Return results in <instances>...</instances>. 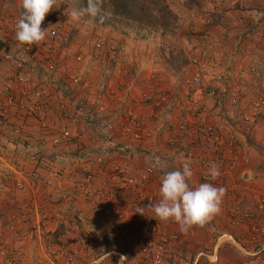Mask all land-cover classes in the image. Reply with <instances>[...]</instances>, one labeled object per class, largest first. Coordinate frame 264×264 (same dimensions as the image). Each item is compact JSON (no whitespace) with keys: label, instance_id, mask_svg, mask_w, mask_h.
Segmentation results:
<instances>
[{"label":"built area","instance_id":"built-area-1","mask_svg":"<svg viewBox=\"0 0 264 264\" xmlns=\"http://www.w3.org/2000/svg\"><path fill=\"white\" fill-rule=\"evenodd\" d=\"M20 14L9 16L0 12V28L8 27V34H11L0 49V62L9 60L13 68L8 81L2 79L4 74L0 68V133L7 139L4 143L16 145V139L25 133L24 119L33 118L40 130L53 133L52 145L57 150L63 149L70 154L59 158L75 159L73 161L77 163V172L81 176L76 185L92 201L95 220L108 224L105 231L112 243L125 245L141 227L145 231L144 238H138L134 243L139 256L153 262L171 257L169 245L179 248L183 240L178 233L163 231L169 221L156 220L152 209L147 207L160 199V177L165 172L182 170L183 160H174L181 155L191 160V168L199 184L212 183L229 191V182L237 184V181H243L246 172L239 171V121L251 125L260 120L264 88L261 94L248 102L240 103V91L231 96L229 104L238 108L229 116V112L224 110L226 87L221 90L220 82L229 71L221 69L223 60L219 38L210 44L189 42L186 63L178 70H168L172 79H161L154 73L143 79L136 58L129 55L132 52L128 53L125 44L112 36L97 35L91 44L85 39L77 42V31L69 29L74 19L66 8H59L42 23L41 27L46 29L43 43L39 46L20 45L15 39ZM190 16L200 17L205 25L214 23L203 5L192 10ZM261 29L264 30V20L255 21L247 29L246 36L258 34ZM200 35L205 39L207 32L203 30ZM236 51L242 54L244 50L237 47ZM261 63L264 66V57ZM205 67L219 68V71L213 70L215 78L212 77L210 83ZM189 68H193L191 73H187ZM249 71L257 72V66L251 64ZM115 73L118 78L113 82ZM242 84L240 79H235L234 85L241 87ZM51 97L57 106L58 126H52L46 119V114L52 113L49 108ZM182 97H186V101L182 102ZM131 101L146 105L149 114L142 116L129 104ZM225 114L233 119L234 124L223 137L221 124L226 122ZM82 123L92 130H80L78 125ZM240 130L248 133L250 127ZM42 136V142L46 141V136ZM18 156L0 146V173L3 174L0 177V196L13 194L25 186L36 189L39 182L44 189L49 188L51 194L59 193L69 175L67 171L49 166L46 175L42 176L38 164L46 161L37 150L27 153V158L34 162L30 168L25 167L26 156L22 160ZM133 157L139 160H127ZM136 162L140 166L135 168ZM212 164L217 165L221 173L215 180L208 174ZM227 176L231 178L229 182L225 180ZM153 182L158 185L152 186ZM245 196L250 201L249 206L243 209L232 206L230 212L245 213L251 240H260V235L264 237V190ZM62 205L54 211L56 226L64 218L70 219L66 221L79 219L74 201H66ZM32 206L38 211L35 204ZM138 208H143L144 213L137 212ZM255 215L261 217L260 222ZM41 218V225H45L48 215L42 212ZM240 219L242 217L236 215L231 223L238 225ZM66 232L60 237H65ZM81 232L77 231V241L97 246L105 243L103 236L96 234L93 228L88 227ZM21 238L30 240L31 235L21 234L18 240ZM15 240L13 238V243ZM14 247L10 254L17 250ZM258 248L262 252L264 245ZM108 255L118 259L123 256L122 260L128 257L115 249ZM206 257L209 261L217 259L215 253L206 254Z\"/></svg>","mask_w":264,"mask_h":264},{"label":"crops","instance_id":"crops-1","mask_svg":"<svg viewBox=\"0 0 264 264\" xmlns=\"http://www.w3.org/2000/svg\"><path fill=\"white\" fill-rule=\"evenodd\" d=\"M167 1H169L172 10L178 16L177 29L175 30V32L172 33L173 35L171 36L165 35L163 36L162 39L164 40L168 38V40L170 39L172 41L171 44L169 42L168 47H165V49L169 52V54L174 53L173 49L175 51V48H177V46L174 44V41L177 38V36H180V40L178 41H179V47L181 48V50L179 49L181 57L185 59H186V46L189 42H195L198 44L200 43L210 44V42L213 41L214 39L219 38L221 40L219 47V52L223 60L221 69L225 71L226 70L229 71L228 76L222 77L223 80L220 81L222 83L221 90L226 87L225 98H227V102L225 103V108H226V109L224 108L225 111L230 112L232 108L233 109L238 108V106H232L229 104V98L233 95H236L239 91H240V103L248 102L254 96L261 94L263 92L262 89L264 87L262 85H264V66L261 63V59L264 57V30L261 29L258 34H254L250 36H246V31L249 28V26L252 25L255 21L264 20V0H167ZM0 3H3L4 6V9L0 7L1 13H5L6 15L9 16H18L16 14L19 10L17 7L19 6L21 7V0L18 1L0 0ZM202 5L205 6L210 19H213L214 23L210 25H205L204 20L201 19L200 17L192 18L190 16L192 10H196ZM21 11L22 8L20 9L19 13H21ZM76 23H77L76 21H74L73 23L74 29H77V26L75 27ZM82 28L84 30H82L81 28L76 30L78 37L76 36L75 40L77 42L79 40L81 41L85 39L89 44H91V42L94 40V38L97 35L101 34V35L112 36L120 43L125 44L126 51L128 53L134 52L138 56L136 59H138L140 62H137L136 64L137 66H140L139 69L141 70L139 74H141L143 79L149 78L151 73H154L157 77L161 79H164V77H167V79H172V77L168 74L169 72L165 68H172L173 65L170 66L165 61L162 62L159 60L158 56H160L161 54L159 52V49L161 48L158 47L156 44L158 38H156L155 34H151V36L153 37H149L150 35L147 34L146 37L139 38V40L136 41L135 44L132 43L131 39L126 34V32L117 29L115 30L113 28V25L104 26L103 29L99 28L100 30L98 28L94 29V27L93 28L91 27L92 29L88 28L87 30H85V27ZM92 30H94L95 32L93 31V33H91ZM203 30L207 32V37L205 39H203L200 35ZM10 38H11V34H8V27H1L0 40L2 41V45L0 49L3 47L4 42L9 40ZM149 42H152V44H147ZM237 47H241L244 50L242 54H239L236 51ZM156 53L158 55H156ZM182 64H183L182 62L178 63L177 68H180ZM251 64H255L257 66L258 69L257 72L249 71V67ZM0 68L4 74L3 75L4 78L2 79L4 81H8L9 76L13 73V68L11 66L10 61L4 60L3 62H0ZM192 69L193 68H189L187 70L188 71L187 73H191ZM213 70L219 71V68L208 69L207 67H205L204 70L206 72V76L209 83L213 81L212 77L215 76ZM235 79H240V81L243 82L241 87L240 85H234ZM147 83L148 81H146L145 85ZM53 99L54 98L51 97L49 101V108L50 110H52V113L50 114L49 111L46 114V119L52 126H58V114L56 109L57 106H56V102L53 101ZM181 101L182 102L186 101V97H182ZM131 103L134 107H136L135 109L137 110V112L142 114V116L149 114L146 105L143 104L139 105L137 102L134 101H131ZM177 116H178V112L176 113L175 117ZM260 116H261L260 120L255 124L251 123V125L243 121L242 122L239 121L240 127L238 128L239 131L237 133L240 142L239 154H241L239 171L243 170L244 172H247L249 181H250V177H253L250 183H256L255 181H253V179L259 178L257 180L259 183L257 184L260 187V191H263L264 180L262 178L264 176V108L261 110ZM225 119L226 122H223V124H221L223 137L226 135L225 131L229 130V128H231V126L234 124L233 119H231L230 117L228 118L226 116ZM23 124H24L23 130L25 133L20 138H17L16 145L5 144L4 141L7 139L4 137V135L1 132L0 146L6 147L11 154L15 153V155H19L18 156L19 160H22L23 156L24 157L26 156L27 158L28 151L31 152L33 150H37L38 148H44V150L46 149L45 150L46 153L50 152V150H56V147L52 145L51 139L53 133L51 131L47 130L43 132L42 130H40L33 118H25ZM148 124L149 123L147 121V125ZM78 127L80 128V130L81 129L84 130L85 128H86L85 130L91 129L89 126L85 125V123L78 125ZM249 127H250V131L248 133H245L244 131L240 130ZM43 134L46 136V141L44 142H42V140H44L42 136ZM26 150H28L27 153ZM180 157L181 155L176 156L174 160H177V158H179V160H184V158L182 157L180 158ZM26 160H27L25 161L26 168L32 167V164L34 165V162L32 160H29L28 158ZM67 160L69 159L66 158L63 159L57 156V158L52 160V162L56 168L64 170L65 172V169L70 167V163ZM127 160H139V159L137 157H133ZM45 161H46L45 163L41 162V164H38L42 176L46 175L47 173L46 169L47 167H49L48 162L50 160L48 158H45ZM133 166L136 168L139 167L140 164L136 162ZM77 167L78 165L74 164L72 168V173L70 174L68 173L69 175L67 174L68 177L62 184L60 191L57 194H51L52 191L48 192L49 188L44 189L43 187H41L39 182L36 189L26 188L25 186L23 189L16 190L12 195L10 194L8 196H11V198H13L14 200L15 199L26 200V201L38 200L41 203L40 204L41 208H43L42 207L43 205L44 208L46 209L48 208V206H50V202L51 203L56 202L54 205L52 204L51 207L58 209L59 207L63 206L62 204L65 203L66 201L73 200L76 204L77 214L79 219L76 222L78 223V225L75 224V226L72 227H74V229H76L77 231H82L83 226L87 228L90 227L95 230L96 234H101L102 236L104 235L108 236L107 232L105 231L107 229L108 224L100 220H95V212L93 209V205L92 203H90L92 201L86 198L82 194V192H80V195H77L71 188L74 187V184L76 185V183H78L81 177L78 175L79 173L77 172ZM0 177H3L2 173H0ZM225 180L229 182L231 180L230 176L225 177ZM190 181H191L190 186L194 187L198 185V183L196 182L198 180L195 177L194 178L192 177ZM229 184L231 190L226 191L225 194L227 198H229V200L232 198V202H233V198L239 194L237 192L238 188H235V186L240 185V182L237 181V184L236 182L233 184L229 182ZM156 185H158V183L153 182L152 186H156ZM43 195L46 196L45 198L42 199L41 197H43ZM61 196L63 198H61ZM223 198H225V196ZM75 199H77V201H75ZM240 200L241 199H239L238 202ZM14 205L17 207L16 204ZM221 210H222V206H221ZM218 217L220 218V221H222L221 219H225L224 216L221 217L220 215H218ZM247 222H245L242 225V228H248ZM65 223H64V227L66 225L68 227L71 226V224L68 225ZM69 223H72V220L69 221ZM141 224L145 227L143 221ZM163 231L166 232L172 231L178 233L181 239L183 240L182 245L185 242V246L186 243H189V245H191L193 242H195L203 245L207 241L209 242L212 241L211 247L213 246V253H215L217 257V263L215 262L216 264H243L242 262H244L243 260L240 259L241 258L240 253L239 255L238 253L232 254L229 249V247H232L233 244L237 243L236 239L234 238V232L237 231V228L229 226L226 222H224L221 227L220 235L218 236L215 235V237L213 238H210L209 234L208 233L206 234L205 230H203L201 227H194L187 232H182L179 228V225L174 221H169L168 224H165L163 227ZM144 235H145V231L140 227L137 230V232H134L129 237V241L125 245L114 244L112 243L110 238L107 237V243L102 244V246L104 245V248L107 250L113 248L116 251H121L122 254L128 256L127 259L150 261L148 259L141 258L139 256V250L133 248V246H135L134 243L138 240V238L141 240L142 238H144ZM225 242H228V244H224ZM255 244L264 245V238L260 240L259 243L257 242ZM219 247L220 249L218 250V252H216ZM168 250L170 253L169 255H171V257H168V260L170 261L178 262L186 259H188V261L189 260H192L193 262L196 261L194 257L192 259L188 258V256L190 255L189 251L184 253V256H186L187 258L186 257L178 258V256H181L182 254L181 248L179 249L171 245V247H168ZM25 251H26L25 255L27 253H30L29 247H26ZM108 258L118 259L117 256H108L107 259ZM122 258L123 256L119 258V261L122 260Z\"/></svg>","mask_w":264,"mask_h":264},{"label":"rangeland","instance_id":"rangeland-1","mask_svg":"<svg viewBox=\"0 0 264 264\" xmlns=\"http://www.w3.org/2000/svg\"><path fill=\"white\" fill-rule=\"evenodd\" d=\"M62 1H65V0H56L55 7L52 9V11H50L47 14V17L45 18V20L49 18L50 14L55 13L61 7ZM0 7L4 9L3 3H0ZM17 8L19 10L17 9L18 12L16 14L19 15L21 7L19 6ZM65 8L68 9L70 13L72 12V9L70 7L68 8L65 7ZM2 14H5V13H2ZM74 21L77 22L75 25V27L77 26V29L81 28L82 30H84L82 27H85V30H87L88 28L92 29L93 27L94 29L104 28V26H97L93 24L91 21L85 20L84 18L81 17V14L79 18L74 19ZM112 25L115 30L117 29V30L126 32V34L131 39L132 43H135V44H136V41L139 40V38L146 37L147 34L150 35L149 37H153L151 36V34H155L156 38H158L156 41V44L158 47L161 48L159 49V52L161 53L160 56H158L159 60L162 62L165 61L170 66L173 65V67H175V68L172 67V68H165V69L167 71L169 69H173V70L179 69L177 68V64L182 62L183 60L180 54L181 48L179 47V41H178L180 40V36H177L178 39L176 38L174 41V44L177 46V48H175V51L173 49L174 53H170V54L165 49V47H168L169 42L171 44L172 41L170 39L168 40V38L162 40L163 36L165 35H169V36L173 35L172 33L175 32V30L177 29V26L173 27L171 31L162 32L160 30H154L152 28H149L146 26H140L135 23L130 24V25H124L121 22L114 21L112 22ZM69 29L75 30V31L77 30V29H74L73 25L70 26ZM72 44L74 45L73 42L71 43V45ZM147 44H152V42H149ZM167 53L169 54V56ZM158 54L156 53V55ZM129 55H133L134 59L138 57L134 52H132V54H129ZM135 60L136 62H140L138 59H135ZM72 69L73 71H75L74 66H72ZM117 75L118 74L116 73L112 75L114 77L113 82L116 81L115 78H118ZM93 77H96V76H93ZM113 86L115 87V85ZM129 104L133 106L131 102H129ZM119 108L120 107H118V111H121V109ZM135 108L136 107H134V109ZM233 113H235V108L234 109L232 108L230 110L229 115H232ZM223 116H227V115L225 114ZM73 160H75L73 159V157L67 160L70 163V167L66 169L64 168L65 171H67L69 174L70 172L72 173V168L74 164H77V163H74ZM50 161L48 162V165L51 167L52 166L55 167L53 165V162L52 161L50 162ZM194 176L195 175L193 174L192 177L194 178ZM243 176L245 179L243 181H240L241 187L238 188L235 186V188H238L237 192L239 194L236 192L238 195L233 198V202L231 198L230 199L231 203H230L229 198H227L226 194L224 195L225 198H223V201L221 204L222 210L221 212H219L218 215H220L221 217L224 216L225 219H221L222 221H220V218L218 217V215H216L210 222L206 224L207 226L205 225L206 227L204 226L202 227V229L205 230L206 234L207 233L209 234L210 238H213L215 237V235L217 236L220 235L221 227L224 222H226L231 227L237 228V231L234 232V238L236 239L237 243L233 244L232 247L228 246L231 253L232 254L238 253V255L240 253L241 254L240 259L244 261L242 262L243 264H264V249L262 253L258 248V246L260 245L255 244L258 241L262 240L264 237L260 235L258 237L260 240H254V241L251 240L252 234L249 229V224L247 226L248 228H242V225L245 222L248 221L247 223H249V220H246V218H244L245 213L240 212V214H237V212L236 213L230 212L231 210L230 207L232 206L233 207L240 206L239 207L240 209H243V208H246V206H249L250 201L244 195H250V193L254 191L255 192L260 191V187L257 184L259 183L257 181L259 178L253 179V181H255L256 183H250L252 181V178H250V181L249 179L247 180L248 178L247 172ZM262 179L264 180V177ZM196 182L199 185L200 182L199 181H196ZM71 188L77 195H80V192H81L80 187L74 184V187H71ZM8 195L10 194L0 196V264H187V263L188 264H216L217 263V259L213 261H209L206 257V254L213 253V246L211 247L212 241L211 242L207 241L203 245H201L200 243H195V242H193L191 245H189V243H186V246L184 242L183 245L181 244L182 246L181 245L179 246V249L181 248L182 250V254L181 256H178V258L186 257L184 256V253L189 251L190 255L188 256V258L192 259L194 257L196 259L195 262H193L192 260L188 261V259L181 260L178 262L170 261L168 260V257H166L161 262H153L151 260L141 261V260H136V259H126V260H120V261L119 259H113V258L107 259V257L109 256L108 255L109 251H112L113 248L107 250L104 248V245L96 246V245L89 244V243H82V241L76 240L77 238H79V236L76 235L77 230L74 229V227H72V226H75V224L78 225V223H76L77 220L75 219H74L75 223H74V220L72 221V223H69V221L66 222V220H70V219L64 218L61 223L64 224L66 222L65 224H68V225L71 224V226L66 227L68 232L63 230L62 232H60L58 238L55 239V235L53 234V232L57 228L55 224L56 221L54 218V211L56 209L51 206L52 204L54 205L56 202H53V203L50 202V206H48V208L46 209L44 208L43 205H42L43 208H41L40 206L41 203L38 200L36 201H26V200H20V199L14 200L13 198H11V196H8ZM241 195H243V199H241ZM45 196L46 195H43V197L41 198L43 199L45 198ZM61 198L63 197L61 196ZM236 198L241 199L240 203L238 202L239 199H236ZM69 201H73V200H68L67 202ZM75 201H77V199H75ZM14 204L19 206L21 209L17 208ZM32 204L36 205V209L38 211L35 210ZM31 207L32 209L28 210ZM42 212L48 215V220L45 225H41V221H42L41 213ZM76 215L78 217V214ZM236 215H240L242 219H240L238 225H233L231 221ZM254 217L256 218L257 221L259 222L261 221V217H259V215H255ZM39 224H40V227H39ZM37 228H39V232ZM86 228L87 227L83 226V229H86ZM64 232H66L65 237L61 238L60 236ZM26 233L31 235L30 240L28 239L23 240L22 238L18 240V237L21 234L23 235ZM80 233L82 232L80 231ZM13 238H16L14 243H13ZM224 244H228V242H225ZM13 246H15L14 248H16L17 250H14V253L10 254L9 253L10 249ZM170 246L171 245H169V247ZM26 247H29L30 253H27L25 255ZM135 247L136 246H133V248ZM220 247L217 249L216 252H218ZM258 250L260 252L256 253V251ZM200 252L204 254H199Z\"/></svg>","mask_w":264,"mask_h":264},{"label":"clouds","instance_id":"clouds-1","mask_svg":"<svg viewBox=\"0 0 264 264\" xmlns=\"http://www.w3.org/2000/svg\"><path fill=\"white\" fill-rule=\"evenodd\" d=\"M104 3L105 0H87V8L84 11L92 17H99L103 22ZM55 5L56 0H21L22 11L15 28V39L20 45L39 46L45 41L46 29L41 25ZM70 15L73 19H78L80 13L74 9ZM208 174L215 180L221 173L219 167L212 164ZM192 176L191 160L184 159L182 170L165 172L160 177V199L158 203H150L147 206L154 212L156 220L174 221L182 232L194 227L202 228L218 215L226 193L225 188L207 182L190 186ZM137 212L143 214L144 209L138 208Z\"/></svg>","mask_w":264,"mask_h":264},{"label":"trees","instance_id":"trees-1","mask_svg":"<svg viewBox=\"0 0 264 264\" xmlns=\"http://www.w3.org/2000/svg\"><path fill=\"white\" fill-rule=\"evenodd\" d=\"M65 7H70L72 11L75 9L81 14L82 18L91 21L97 26L112 25V22L115 21L121 22L124 25L135 23L154 30L168 32L171 31L173 27L177 26L178 22V16L172 10L167 0H105L103 6L105 19L103 22L100 21L99 17H92L84 11L87 8V0L62 1L60 8ZM182 63V65L186 63L185 58H183ZM45 150L44 148H38L37 153L40 157L48 158L51 161L57 158V156L70 155L63 149L50 150L48 153H46ZM63 230L65 231L64 224L59 223L56 230L53 232L55 239L58 238L60 232ZM107 237L109 238V235L103 236L105 243H107Z\"/></svg>","mask_w":264,"mask_h":264},{"label":"water","instance_id":"water-1","mask_svg":"<svg viewBox=\"0 0 264 264\" xmlns=\"http://www.w3.org/2000/svg\"><path fill=\"white\" fill-rule=\"evenodd\" d=\"M1 45H2V41L0 40V47H1Z\"/></svg>","mask_w":264,"mask_h":264}]
</instances>
